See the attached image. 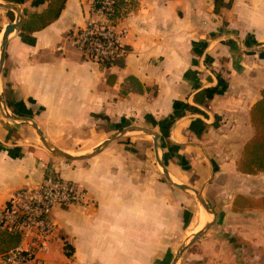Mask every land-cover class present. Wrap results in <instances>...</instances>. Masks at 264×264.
<instances>
[{"label":"crops","instance_id":"0c3cea01","mask_svg":"<svg viewBox=\"0 0 264 264\" xmlns=\"http://www.w3.org/2000/svg\"><path fill=\"white\" fill-rule=\"evenodd\" d=\"M32 1L0 0V42L15 19L3 6L21 15L0 73V210L48 172L84 190L89 205L54 210V232L30 264H264V209L242 200L264 198V173L238 171L264 89V0H219L218 10L216 0H115L127 53L109 68L74 43L100 19L90 0H65L41 29L33 17L52 0ZM34 127L74 157L117 133H143L130 128L159 137L157 149L154 138L149 148L119 140L64 161ZM192 191L214 216L205 211L213 224L187 246L207 225L197 229ZM10 248L0 244V264Z\"/></svg>","mask_w":264,"mask_h":264},{"label":"built area","instance_id":"2783aa9c","mask_svg":"<svg viewBox=\"0 0 264 264\" xmlns=\"http://www.w3.org/2000/svg\"><path fill=\"white\" fill-rule=\"evenodd\" d=\"M91 12L100 19L88 22L77 31L74 43L82 57L100 66L107 61L124 58L122 44L126 35L112 19L115 0H90ZM9 206L0 210V227L20 238L17 247L1 256L4 264H30L53 234L52 213L58 208L88 206L84 190L50 172L34 188H24L13 194Z\"/></svg>","mask_w":264,"mask_h":264},{"label":"trees","instance_id":"16d2710c","mask_svg":"<svg viewBox=\"0 0 264 264\" xmlns=\"http://www.w3.org/2000/svg\"><path fill=\"white\" fill-rule=\"evenodd\" d=\"M45 0H33L31 5L38 7L43 5ZM216 10L222 6L219 0H216ZM65 4V0H52L45 12L38 16H34L33 20L41 29L55 22ZM13 21V17L11 18ZM127 51V50H126ZM84 59V58H83ZM85 60V59H84ZM123 58L114 61L104 62L102 68H109L111 66L123 65ZM250 122L254 131L252 139L245 145L241 159L238 163V171L245 175H256L264 173V89L261 94V100L258 101L250 111ZM244 203L247 208L259 207L264 209V198L257 201H248L245 199ZM9 204H6L8 207ZM20 243V238L16 233H9L5 230L0 231V244L14 249ZM15 246V247H14ZM9 250H12V249ZM9 250L5 251L8 252Z\"/></svg>","mask_w":264,"mask_h":264},{"label":"water","instance_id":"95a60500","mask_svg":"<svg viewBox=\"0 0 264 264\" xmlns=\"http://www.w3.org/2000/svg\"><path fill=\"white\" fill-rule=\"evenodd\" d=\"M3 7H7V8H10L12 10H14L16 13H17V17H16V22H13L11 24H9L4 32H3V38H2V42H1V50H0V73H1V70H2V67H3V63H4V59H5V51H6V44H7V40H8V37L16 31V29L18 28L19 24H20V20H21V15L18 11V9L12 7V6H3ZM39 138H40V141L41 143L44 145L45 148H47L51 153L55 154V155H58V156H61L63 158H65L66 160H70V161H74V160H85V159H88L90 157H93L95 156L96 154L99 153L100 150L104 149L108 144H110L114 139L113 138H110L108 139L106 142H104L100 148L98 149H95L91 154H88V155H85V156H81V157H74V156H71L70 154H67V153H64V152H61L60 150L58 149H55V148H52L50 147L46 142H45V139L43 137V134L41 133V131L37 128V127H34ZM128 132H133V131H139V132H143L145 134H148V135H151L153 136V140H154V147L155 149H157V140H158V135L153 133L152 131L150 130H146V129H143V128H130L127 130ZM163 167V166H162ZM166 175V173H165ZM166 178H167V175H166ZM177 188L181 189V190H186L188 188L184 187V186H180V185H175ZM193 194L195 195V197L197 198L199 204L201 205V207L209 214V215H212L214 216V213L209 209V207L207 206V204L199 197L198 193L195 192V191H192ZM213 223H209L207 224L203 230H201L199 233L193 235L192 239L190 240V242L188 243L187 246H189L190 244L196 242L203 234L206 230L209 229V227L212 225ZM185 246L183 249L180 250L179 252V255H181V253L183 252V250L187 247ZM178 258L177 257L174 261L173 264H176L177 261H178Z\"/></svg>","mask_w":264,"mask_h":264},{"label":"rangeland","instance_id":"374dc122","mask_svg":"<svg viewBox=\"0 0 264 264\" xmlns=\"http://www.w3.org/2000/svg\"><path fill=\"white\" fill-rule=\"evenodd\" d=\"M14 15H15V19H14V22H16V17H17V14H16V12L14 13ZM0 44H1V42H0ZM0 48H1V45H0ZM125 135V136H124ZM110 138H113L114 140L112 141L113 143H118L119 142V140H123L124 142H129L130 141V139H135V142H142V143H144V147H148L149 148V146H151V142H152V138L153 137H151V136H148V135H144V133H134V134H123V133H121V134H115V135H113V136H111V137H109V139ZM146 141V142H143V141ZM123 141H121V142H123ZM85 147V146H84ZM56 149V148H55ZM53 154V153H52ZM71 154L72 155H77L78 153H72L71 152ZM54 156H55V158H58L59 160H66L65 158H63V157H61V156H58V155H55V154H53ZM198 207H199V209L201 208V210H203V208L201 207V205L198 203ZM196 220H197V218H196ZM196 225H197V221H196ZM197 229H198V225H197ZM209 230V229H208ZM208 230H206L205 232H207ZM204 232V233H205Z\"/></svg>","mask_w":264,"mask_h":264},{"label":"bare ground","instance_id":"6f19581e","mask_svg":"<svg viewBox=\"0 0 264 264\" xmlns=\"http://www.w3.org/2000/svg\"><path fill=\"white\" fill-rule=\"evenodd\" d=\"M3 38V37H2ZM2 41V40H1ZM197 225H198V228H203L204 226H205V224H207V222H208V218H209V216H208V214L205 212V210H200L199 211V213H198V215H197ZM203 230V229H202ZM197 233H199V232H197ZM196 233V234H197Z\"/></svg>","mask_w":264,"mask_h":264}]
</instances>
